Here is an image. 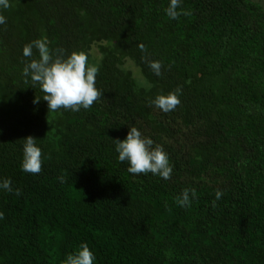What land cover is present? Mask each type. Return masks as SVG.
<instances>
[{
	"label": "trees",
	"instance_id": "16d2710c",
	"mask_svg": "<svg viewBox=\"0 0 264 264\" xmlns=\"http://www.w3.org/2000/svg\"><path fill=\"white\" fill-rule=\"evenodd\" d=\"M10 3L0 25V182L13 192L0 188V264H65L82 243L94 264H264L263 6L182 0L177 10L192 15L173 20L170 0ZM42 36L98 66L103 95L90 109L48 112L22 74L39 58L23 47ZM149 61L162 63L159 77ZM177 86L174 111L148 103ZM131 127L163 147L170 179L118 162L115 140ZM28 136L43 154L39 174L21 168ZM185 188L197 194L189 207L176 203Z\"/></svg>",
	"mask_w": 264,
	"mask_h": 264
},
{
	"label": "clouds",
	"instance_id": "9594fccd",
	"mask_svg": "<svg viewBox=\"0 0 264 264\" xmlns=\"http://www.w3.org/2000/svg\"><path fill=\"white\" fill-rule=\"evenodd\" d=\"M182 0H170L165 9L167 16L173 20L181 15L191 16V10H181ZM10 0H0V25L6 24L7 19L3 15V10L10 8ZM50 42L46 37L33 40L22 49V54L26 58L33 56V49L38 53V59H30L25 64L22 74L30 77L32 85H39L43 95V100L47 102L48 112L58 113L61 109L73 112L81 109H90L97 102L103 93L96 88V77L98 66L88 63V56L85 52H72L65 56L63 49H51ZM140 51L147 52L144 45L138 46ZM149 68L156 76L161 75L163 67L160 61H149ZM27 82V80H26ZM182 87L177 86L173 91L165 94H158L148 103L155 106L164 113L174 111L181 103L180 95ZM40 99L35 98L33 103H38ZM23 158L21 168L30 174H39L42 170V151L37 146V139L28 136L23 139ZM115 151L118 153V162L127 161L129 167L127 171L133 175L151 173L164 180L171 178L173 168L169 163L168 154L159 144L142 135L136 128L131 127L123 141L115 140ZM61 182L65 177H59ZM0 188L8 192H13L11 180L4 179L0 182ZM15 195H21L20 189H15ZM197 196L195 189L185 188L180 196L176 198V203L181 207H189L191 200ZM223 192L217 190L215 200H219ZM213 201V207H215ZM0 212V219L3 218ZM94 254L86 243H82L76 253L67 256L65 264H94Z\"/></svg>",
	"mask_w": 264,
	"mask_h": 264
},
{
	"label": "rangeland",
	"instance_id": "374dc122",
	"mask_svg": "<svg viewBox=\"0 0 264 264\" xmlns=\"http://www.w3.org/2000/svg\"><path fill=\"white\" fill-rule=\"evenodd\" d=\"M258 1L264 8V0H256ZM129 69H130V66H129ZM131 73H132V76L139 82V81H143V78L140 74V71L138 68L134 67V66H131Z\"/></svg>",
	"mask_w": 264,
	"mask_h": 264
}]
</instances>
